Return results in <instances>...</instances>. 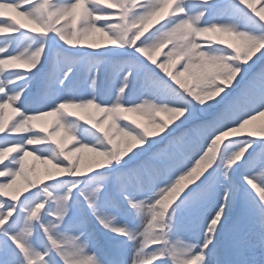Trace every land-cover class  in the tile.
I'll return each instance as SVG.
<instances>
[{
    "label": "snow or ice",
    "instance_id": "1",
    "mask_svg": "<svg viewBox=\"0 0 264 264\" xmlns=\"http://www.w3.org/2000/svg\"><path fill=\"white\" fill-rule=\"evenodd\" d=\"M260 118L264 0H0V264H264Z\"/></svg>",
    "mask_w": 264,
    "mask_h": 264
},
{
    "label": "trees",
    "instance_id": "2",
    "mask_svg": "<svg viewBox=\"0 0 264 264\" xmlns=\"http://www.w3.org/2000/svg\"><path fill=\"white\" fill-rule=\"evenodd\" d=\"M96 37L97 36H95V37H90V39H96ZM137 119H139V117H136ZM261 123H264V118H260V119H258L257 121H255V122H253V125H251V126H249V127H254V128H258L260 125H261ZM38 167L40 168V169H42L43 167H44V165H38Z\"/></svg>",
    "mask_w": 264,
    "mask_h": 264
},
{
    "label": "rangeland",
    "instance_id": "3",
    "mask_svg": "<svg viewBox=\"0 0 264 264\" xmlns=\"http://www.w3.org/2000/svg\"><path fill=\"white\" fill-rule=\"evenodd\" d=\"M14 15V14H13ZM17 19H20L21 21H24L23 20V18H20V17H18ZM24 22H26V21H24ZM51 117H48V118H45V120L47 121V120H49Z\"/></svg>",
    "mask_w": 264,
    "mask_h": 264
}]
</instances>
